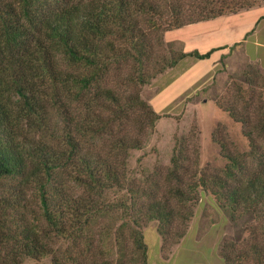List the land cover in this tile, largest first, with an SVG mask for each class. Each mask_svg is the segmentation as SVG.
I'll list each match as a JSON object with an SVG mask.
<instances>
[{
    "label": "trees",
    "instance_id": "1",
    "mask_svg": "<svg viewBox=\"0 0 264 264\" xmlns=\"http://www.w3.org/2000/svg\"><path fill=\"white\" fill-rule=\"evenodd\" d=\"M180 1L0 0V264L46 257L49 264H112L101 257L110 248L96 243L105 237L101 231L95 234V226L114 208L121 212L114 230V264H124L127 242L136 252L131 260L145 264L142 229L156 221L164 248L172 223L187 225L198 189L210 191L232 219L238 209L264 215L259 212L264 209V102L252 108L253 118L241 113L233 100L216 102L241 125L255 165L231 153L224 139L214 138L227 160L223 174L196 173L185 164L189 156L179 143L163 188L153 179L149 186L126 188L124 157L141 147L138 135L152 125L155 114L138 91L123 95L102 87L88 96L90 85L120 60H133L131 79L144 84L186 56L205 59L221 48L180 52L169 61L161 58L147 73L154 58L144 24L148 30L180 28ZM203 2L197 10L207 16L237 10L230 5L239 3ZM118 40L123 46L118 47ZM238 93L242 95L241 88ZM248 108L245 102L242 110ZM96 111L110 117L104 121ZM52 113L62 116L60 133L49 127ZM133 117L138 135H113L106 151L85 146L88 136ZM69 182L82 188L81 193L70 192ZM29 191L37 196H27ZM111 192L124 198L106 205ZM58 241L66 242L65 248L56 247Z\"/></svg>",
    "mask_w": 264,
    "mask_h": 264
},
{
    "label": "rangeland",
    "instance_id": "2",
    "mask_svg": "<svg viewBox=\"0 0 264 264\" xmlns=\"http://www.w3.org/2000/svg\"><path fill=\"white\" fill-rule=\"evenodd\" d=\"M203 1L181 2L184 23L180 28L148 30L144 24V29L148 32L149 48L154 58L152 64L146 67L147 73L157 68V62L161 58L169 61L180 52L197 50L203 53L209 50L221 40L219 36L214 38L211 36L214 32L211 31L213 27L220 29L225 26L223 27L225 31L230 33L227 34L234 40L228 49L220 48L205 59L186 56L175 65L166 67L162 72L152 76L144 84L131 79L135 70L133 60H120L112 65L109 74L90 85L88 93L90 97L94 91L102 87L112 88L123 95L138 91L140 97L155 114L152 125H145L139 135L133 117L131 121L123 120L119 124L110 125L106 131L102 130V134L85 138L88 140L85 143L86 147L90 144L96 150L106 151L110 137L113 135L139 136L141 147L130 149L127 157H124L127 170L124 184L126 188L149 186L152 184V179L163 188L164 176L170 166L174 146L179 143L183 145L189 156V161L185 164L196 173L223 174L227 160L222 156L214 138L224 139L231 153L239 154L249 165H255V162L248 157L249 144L242 134L241 125L234 122L216 102L225 104L233 100L241 113L248 112L252 118L254 115L251 112L252 108L264 102V69L258 62L250 61L246 57L243 47V40L248 37L249 46L258 49L260 55L264 57L262 33L264 21L260 20L257 24L260 15L264 12V0H237L238 5H230L237 10L233 9L234 11L218 16H207L204 12H199L197 6L204 5ZM211 1L216 2V0ZM214 5L217 6V3ZM251 18L254 22L244 25V20ZM230 27L234 28L229 29ZM201 28L208 29L206 33L211 38L205 37L202 32L198 33L197 30ZM226 39L228 40V36ZM116 44L118 47L123 46L119 40ZM239 88L242 89V95L238 93ZM245 102H249V108L242 110ZM96 112L104 121L110 117L106 111ZM52 115L49 117V127L57 129V133H60L64 124L62 116L59 117L57 113ZM49 140L54 142L52 139ZM67 189L72 193L82 191V188L70 182ZM115 194L107 193L106 205H116L118 198H124ZM160 195L161 191H158V196ZM27 196H37V194L29 191ZM197 196H199L198 202L192 207L193 214L187 225L179 220L172 223L169 227V241L165 243L164 248L161 249V238L157 233L156 221L149 222L142 229L147 246L145 264H168L174 259L175 253L182 250L191 251L198 258V262H202L199 259H203L208 263L212 256L210 252L213 251L215 254L218 253L222 264H264V215L238 209L234 212L235 219H232L228 209L219 206L210 191L198 189ZM261 210L264 212L263 208L259 212ZM120 215V209L114 208L108 212L106 218L100 219L98 226H95L97 230L95 234L101 231L105 237L103 242L96 243L110 248H108L109 252H104L101 257L103 260L108 258L112 264L118 255L113 249V240L114 230L121 222ZM102 227H106L107 230H100ZM179 232H182L181 237L177 236ZM127 244L123 263L139 264L138 261L131 260L136 256V252H133L129 242ZM55 245L65 248L67 243L58 241ZM203 252L210 254L202 255ZM221 254H225L226 257L223 258ZM180 262L186 264L187 260ZM49 263L50 257L24 262V264Z\"/></svg>",
    "mask_w": 264,
    "mask_h": 264
},
{
    "label": "crops",
    "instance_id": "3",
    "mask_svg": "<svg viewBox=\"0 0 264 264\" xmlns=\"http://www.w3.org/2000/svg\"><path fill=\"white\" fill-rule=\"evenodd\" d=\"M229 19L230 18H228V21H229ZM260 20H263L264 21V12L260 15V18H259L257 24L259 23ZM251 22H254V19L253 18L246 19V20H244V25H246V24L249 25V23H251ZM223 27H225V26H223ZM223 27H220V29H215L213 27L211 31H214V32H212L213 34L211 36L213 38L219 36L218 38L221 39V40H219L220 42H218L217 44H215L213 47H221V48L224 47L223 50H225V49H228L230 47V45L233 43V40L234 39L233 40L230 39L232 36L228 35L230 33H228L227 31H225V29ZM262 27H264V25H262ZM231 28H234V27H230L229 29H231ZM236 29H238L237 26H236ZM207 31H209V30L208 29H203V28L197 30L198 33H201L202 32V33H204V35H206L205 37L211 38L208 35V33H206ZM262 33L264 34V32H262ZM224 34H227V35H224ZM227 36H228V40L226 39ZM234 36H235V34H234ZM250 36H252V35H250ZM249 40H250V38H248V37H246L243 40V43H244V45H243V47H244V54L246 55V57L250 61H256V62H258L260 64L261 68L264 69V57H262V55H260V52L258 51V49H256L255 47L252 48V47L249 46L250 45V41ZM237 41H239V40L237 39ZM210 48H212V47H210ZM210 253H211L212 256L210 258V261H208V263H207L203 259H199V261H202V262H198V258H196V256H194V254L191 251L190 252H187L186 250H182V251H179V252L177 251L175 253V255H174V259L171 260L168 264H181L180 260H187V263L186 264H222V260H221L220 256L218 255V253L215 254L213 251L210 252ZM210 253L203 252L202 255H206V254H210ZM178 255H180L181 258Z\"/></svg>",
    "mask_w": 264,
    "mask_h": 264
}]
</instances>
